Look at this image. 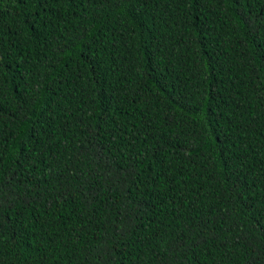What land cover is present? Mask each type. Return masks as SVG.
<instances>
[{"label":"trees","instance_id":"trees-1","mask_svg":"<svg viewBox=\"0 0 264 264\" xmlns=\"http://www.w3.org/2000/svg\"><path fill=\"white\" fill-rule=\"evenodd\" d=\"M0 264H264V0H0Z\"/></svg>","mask_w":264,"mask_h":264}]
</instances>
